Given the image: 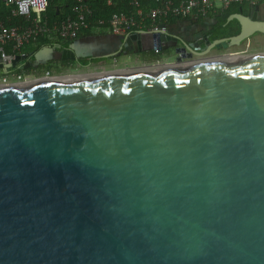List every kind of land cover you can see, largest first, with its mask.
Listing matches in <instances>:
<instances>
[{
	"label": "water",
	"instance_id": "95a60500",
	"mask_svg": "<svg viewBox=\"0 0 264 264\" xmlns=\"http://www.w3.org/2000/svg\"><path fill=\"white\" fill-rule=\"evenodd\" d=\"M247 7L124 41L180 62L264 34ZM0 264H264V53L0 92Z\"/></svg>",
	"mask_w": 264,
	"mask_h": 264
},
{
	"label": "built area",
	"instance_id": "2783aa9c",
	"mask_svg": "<svg viewBox=\"0 0 264 264\" xmlns=\"http://www.w3.org/2000/svg\"><path fill=\"white\" fill-rule=\"evenodd\" d=\"M12 5V15L24 17L26 24L6 26L0 23V61L11 63L16 55L29 43L42 37L70 41L90 27L92 10L86 0H75L73 14L61 20L49 21L42 13L47 10L49 0H3ZM132 13H114L110 19L98 21L95 28H107L114 33L148 31L158 22L169 18L200 19L209 15L222 14L233 4L255 5L264 0H162L157 7L147 10L141 7L140 0H131ZM35 13V15L33 14ZM10 48L11 52L7 49ZM50 70L45 77L49 78ZM22 73H16L14 82L24 81ZM10 83L9 74H0V86Z\"/></svg>",
	"mask_w": 264,
	"mask_h": 264
},
{
	"label": "crops",
	"instance_id": "0c3cea01",
	"mask_svg": "<svg viewBox=\"0 0 264 264\" xmlns=\"http://www.w3.org/2000/svg\"><path fill=\"white\" fill-rule=\"evenodd\" d=\"M260 7L261 17L264 18V3H261ZM240 8L229 12L232 14L239 13ZM247 8L245 7L246 11ZM222 14L209 15L200 19L169 18L166 21H158L151 29H155L158 25L164 24L165 30L173 37L195 40L205 33L218 32L217 26L219 20L223 19ZM130 33L133 32L114 33L105 27H93L89 30L82 31L77 38L70 41L42 37L45 40L29 43L22 49L20 54L26 56L22 62H26L27 65L41 64L48 66L50 63H56L65 58L73 60V55L80 59L90 58L99 61L97 67L100 70L109 72L108 74L110 75L117 73H135L161 67L159 65V59L160 61H164L163 63L165 64L172 61V57H168L152 49L151 42H147L144 46H141V49H139L138 41H133L132 44H126L124 38ZM168 44L170 42L167 41ZM65 50L71 51L72 54L64 52Z\"/></svg>",
	"mask_w": 264,
	"mask_h": 264
},
{
	"label": "flooded vegetation",
	"instance_id": "af4514ba",
	"mask_svg": "<svg viewBox=\"0 0 264 264\" xmlns=\"http://www.w3.org/2000/svg\"><path fill=\"white\" fill-rule=\"evenodd\" d=\"M256 36H264V34L256 33V34H253L251 36H248L242 39L238 43L230 44L229 42L227 47H224V46H221L218 48L214 47L204 54H201L199 56H194L192 58H186L180 62L177 61V59L175 58L171 59L173 62L171 61L166 64L163 63L164 61H162L161 63L163 64L159 68L168 69L172 67H183V66L195 67L201 63H221L224 59L236 58V57H242V56L243 57L253 56V55L257 56L259 54H263L264 52L251 53L248 50L244 53H240L239 49L243 46V44H245L248 40H250L251 42L252 41L251 39ZM158 61L160 62V59ZM57 62L50 63L48 66L41 65V64H35L37 67H34V66L28 67L26 62H21L16 67L17 69L19 67H23V68L19 69L20 71L16 70V71L8 73L9 78H10V83L7 86H0V92L4 91L5 89H9V90L10 89L11 90L28 89V88H32L33 86H37L38 83L47 82V81L66 83V82L75 81L79 78H91V77H97V76H103V75H110L106 73V71H103V70H102L103 72H101L99 75L94 74L93 68L95 69L94 66H96V64H99V61H95V60H90L89 62L84 63V62H81L80 60L75 61V60H70L69 58H65ZM89 63H91V65H88ZM74 69H76L77 71ZM46 70H50L49 78L45 77ZM78 71H83L85 73H92V75L90 76L80 75L77 73ZM16 73L24 74L25 76L24 81H21L20 83L14 82V76Z\"/></svg>",
	"mask_w": 264,
	"mask_h": 264
},
{
	"label": "trees",
	"instance_id": "16d2710c",
	"mask_svg": "<svg viewBox=\"0 0 264 264\" xmlns=\"http://www.w3.org/2000/svg\"><path fill=\"white\" fill-rule=\"evenodd\" d=\"M177 1V0H176ZM88 5L92 10V15L89 17L90 27L85 30H89L93 27L98 26V21L100 19L108 20L114 13H132L134 11V7L131 5V0H86ZM162 0H140L141 7L145 10L151 7H157L161 4ZM75 0H49V4L47 10L42 13L43 17H47V19L51 22L61 20L69 14H73L72 6L74 5ZM247 4H233L228 11L233 12L234 9H239L240 7H246ZM237 7V8H235ZM12 5H8L3 0H0V23H3L6 26L12 25H24L26 24V20L21 16L12 15ZM35 15V13H33ZM227 22V18H223L219 20L216 34H213L214 37L217 36H231L236 35L240 31V26L237 20L231 21L230 28L228 31L221 32V28L223 24ZM84 30V31H85ZM44 38H40L43 40ZM45 40V39H44ZM8 52H11V49H7ZM81 62H89L90 58H79ZM19 65V64H18ZM17 65V66H18ZM23 67H13L7 66L0 69V74H8L13 71H20Z\"/></svg>",
	"mask_w": 264,
	"mask_h": 264
},
{
	"label": "rangeland",
	"instance_id": "374dc122",
	"mask_svg": "<svg viewBox=\"0 0 264 264\" xmlns=\"http://www.w3.org/2000/svg\"><path fill=\"white\" fill-rule=\"evenodd\" d=\"M252 41L250 42V40H248L245 44H243V46L239 49L240 50V53H244L246 52L247 50L251 53H259V52H264V36H256L254 38L251 39ZM174 58V57H172ZM162 61L159 62V65L161 66L163 63H161ZM178 65V64H176ZM98 65L96 64L95 69L93 68V72L94 74H97L99 75L101 72H103L102 70H100V68L97 67ZM76 70V69H74ZM91 70V69H90ZM89 70V71H90ZM77 71V70H76ZM98 71V72H96ZM96 72V73H95ZM78 74L80 75H92V73H85L83 71H78L77 72ZM106 73H109V72H106ZM79 75V76H80ZM83 77V76H81Z\"/></svg>",
	"mask_w": 264,
	"mask_h": 264
},
{
	"label": "clouds",
	"instance_id": "9594fccd",
	"mask_svg": "<svg viewBox=\"0 0 264 264\" xmlns=\"http://www.w3.org/2000/svg\"><path fill=\"white\" fill-rule=\"evenodd\" d=\"M260 4H261V3H260ZM260 4H255V5H260ZM247 6H248V5H247ZM247 6H246V7H247ZM227 11H228V10H227ZM227 11H226V12H227ZM224 13H225V12H224Z\"/></svg>",
	"mask_w": 264,
	"mask_h": 264
}]
</instances>
